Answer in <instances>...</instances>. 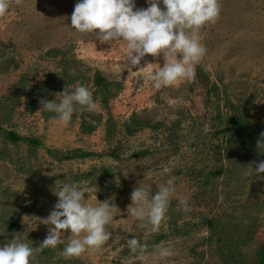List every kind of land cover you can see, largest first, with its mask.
Instances as JSON below:
<instances>
[{
    "label": "rangeland",
    "instance_id": "1",
    "mask_svg": "<svg viewBox=\"0 0 264 264\" xmlns=\"http://www.w3.org/2000/svg\"><path fill=\"white\" fill-rule=\"evenodd\" d=\"M78 2L23 0L0 16V246L13 234L39 246L50 227L41 220L58 202L56 182L83 181L93 189V206L114 198L120 209L107 226L112 239L71 259L60 244L32 264L257 262L264 173L248 165L264 160L260 137L249 134L264 132V0H219L218 18L200 33L206 54L195 77L160 90L147 72L124 68L130 50L122 42L101 43L71 27ZM135 3L148 7V0ZM147 63L163 67V54L146 56L140 66ZM77 84L93 93L95 111L78 110L66 124L39 112L41 100L55 101V93ZM170 176L177 196L160 230L145 235L128 214L131 193L142 183L154 195ZM133 236L149 245L143 259L126 246ZM161 242L173 255L157 262L152 246Z\"/></svg>",
    "mask_w": 264,
    "mask_h": 264
},
{
    "label": "clouds",
    "instance_id": "2",
    "mask_svg": "<svg viewBox=\"0 0 264 264\" xmlns=\"http://www.w3.org/2000/svg\"><path fill=\"white\" fill-rule=\"evenodd\" d=\"M23 0H0V16H4L13 3L21 5ZM161 3L164 8L160 7ZM221 11L219 0H148L147 8H137L135 0H79L71 15V27L80 33H92L95 40L101 43L114 44L122 42L129 51L124 68L130 75L135 72L148 73V79L156 90L169 87L182 79L195 77V66L206 54L201 41L202 28L215 22ZM163 54V67L153 69V63L141 67L146 56L159 57ZM138 68V71H133ZM56 100H41V111L54 113L50 121L69 123L74 112L95 111L98 107L93 93L86 87L77 84L74 90L66 86L62 93H55ZM257 149L264 151V133L260 134ZM249 172L257 175L264 173V160ZM164 173L171 169L163 167ZM175 177L170 176L163 186L153 195L142 183L134 187L131 193L132 203L128 214L141 223L138 227L156 233L162 222L171 200L177 196ZM56 182L53 194L58 197L46 219L42 223L50 226L46 238L37 247L31 241L22 242L16 234L14 238L0 246V264H32L37 254L44 249L56 248L65 244L61 255L65 259L78 258L86 251H97L112 239L108 225L113 217L120 213L114 198L99 201L93 206L91 187H85L83 181L64 182L58 187ZM87 194V198H86ZM97 199V196H96ZM184 212L190 211L186 199H179ZM70 235L66 236V233ZM62 236L64 237L62 239ZM66 241V243H65ZM131 254L143 259L149 245L133 236L126 241ZM152 257L155 261L173 255L172 249L161 242L152 246Z\"/></svg>",
    "mask_w": 264,
    "mask_h": 264
},
{
    "label": "trees",
    "instance_id": "3",
    "mask_svg": "<svg viewBox=\"0 0 264 264\" xmlns=\"http://www.w3.org/2000/svg\"><path fill=\"white\" fill-rule=\"evenodd\" d=\"M96 82H97V85L102 87L103 90H105L104 88L107 87L105 84L106 83L105 80L103 79V77H101L100 74L97 75ZM2 131H3V128H2V125L0 124V132H2ZM243 131H246V129H244ZM249 134L252 136V139H254L255 138L254 135L256 136V134H257V136L260 137L261 133L258 134L255 130H252V132L250 131ZM10 139L16 142V141L20 140V137L15 135V133H10ZM251 264H264V245L259 251V260L255 263H251Z\"/></svg>",
    "mask_w": 264,
    "mask_h": 264
}]
</instances>
